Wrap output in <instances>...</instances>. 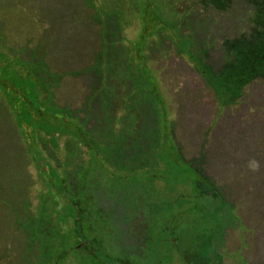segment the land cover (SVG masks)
<instances>
[{"label":"trees","instance_id":"16d2710c","mask_svg":"<svg viewBox=\"0 0 264 264\" xmlns=\"http://www.w3.org/2000/svg\"><path fill=\"white\" fill-rule=\"evenodd\" d=\"M94 1L0 0V264H249L226 240L234 190L264 204V0H126L106 63ZM152 45L195 84L172 112Z\"/></svg>","mask_w":264,"mask_h":264},{"label":"rangeland","instance_id":"374dc122","mask_svg":"<svg viewBox=\"0 0 264 264\" xmlns=\"http://www.w3.org/2000/svg\"><path fill=\"white\" fill-rule=\"evenodd\" d=\"M92 3H95L99 10V12L93 16H98L103 22V29L99 28L95 30V32L98 33L96 54L99 58L97 59V61L102 60L106 63L113 57V55L118 54L116 50L113 51L111 49L109 38L110 33L113 31L112 34H114L118 31V33L120 32L119 34L122 35V32H127L128 27L125 16L129 6L126 0H120L119 4H116V2L112 0H95ZM121 40L122 41L119 40V42H121V46L125 47V40L123 38ZM150 48L152 56L149 58H151L154 70L156 71L160 80V86L164 90V94L167 97L170 111L172 112V97L175 95V101L176 99L178 101L179 95L177 90L179 89L180 84H183L186 90L190 89L189 97L193 96L191 92L195 84L190 81L187 76L182 75V77H177V75L172 74L173 60L171 58V54H168L166 57L167 59L163 60L160 58V55L158 53V51L160 50L159 48H156V46L154 45H152ZM120 51L123 52L124 49H120ZM182 65L184 68L185 64L182 63ZM184 96L186 100H189V97L186 94ZM206 104L209 106L208 109ZM206 104L203 103L204 107L207 110H210V114L216 111L213 100L210 99L209 103L206 102ZM177 109V111H180L179 108ZM188 127L189 126L186 123L180 121V130L183 133V141L186 145H191L193 143V138L191 134L187 132ZM217 166L220 167H217L216 170L213 171V173H216V175L219 176V179L217 178L218 182L229 184L230 178L235 179L233 175H229L228 172L226 174L225 171L222 170L223 166L221 165V162H219ZM233 193L235 196L234 204L236 213L240 217L246 233L243 236V239H240L241 237H238L240 235L234 233L235 230H229L228 232L231 233V235L226 240V244L228 241L230 245L233 246V250H238L240 244L242 245V241H244L246 243V246L244 247L242 252H244L245 254V259L249 260V264H264V204H258L255 200V193H251V195H249L244 189L234 190ZM262 199L264 200V193L261 200ZM230 256H228L227 258L229 261H233V264H238L240 262L238 253H232Z\"/></svg>","mask_w":264,"mask_h":264}]
</instances>
